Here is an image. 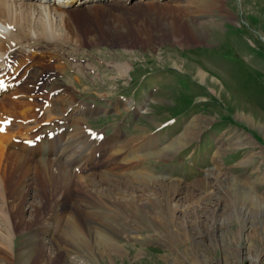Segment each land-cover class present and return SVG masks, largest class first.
I'll list each match as a JSON object with an SVG mask.
<instances>
[{
    "label": "rangeland",
    "instance_id": "1",
    "mask_svg": "<svg viewBox=\"0 0 264 264\" xmlns=\"http://www.w3.org/2000/svg\"><path fill=\"white\" fill-rule=\"evenodd\" d=\"M146 1L151 0H144ZM218 1L222 2L227 15L215 13L211 17L197 16L205 30V34L199 36L197 42L184 40L177 42L161 35L151 44H147L134 32L129 36L128 28L118 21L120 16L118 17L116 13L111 20L104 22L106 24L104 26L118 28L123 35L116 38L121 40L104 37L106 34L104 30H100L94 22L86 19V22L75 23L81 33L84 28L88 29L86 32L83 30L85 32L82 33L83 42L77 43L67 35L59 16L55 17L53 23L57 26L58 33H56L61 36L59 40H55L60 43L64 41L74 47L54 45L55 41L47 42L42 37H38L39 42L30 44L31 49L35 52L40 50L41 53V55L34 53L31 58L42 59L43 72L46 69V73L37 72L35 76L30 75L32 78L27 77V81H33L32 84L39 97L36 102V112L18 118L0 108V113L5 111L6 114H2L17 117L16 120L19 122L11 120L12 127H7L4 131L0 130L1 176H4L5 157L2 147H5L6 151L7 149L15 150L16 143H25L34 138V136L29 137V132L45 134L57 128L54 123H60L57 122L60 119L68 123V129L71 131L69 136L81 143L79 147L82 151L79 152V148L75 150L71 148L68 151L70 161L66 162L67 166L70 165L68 167L75 177H84L89 173L93 174L92 172L98 173L108 166L98 163L95 166L92 163L94 156L99 160L100 153L109 147L98 142L97 139L90 140L82 132L84 129L86 131V128L105 134V137L110 139V143L118 147L114 151L122 149L118 155L123 159L128 155L121 153H127V151L129 153L145 138H151L152 144L157 149L164 150L192 129L193 140L178 151L170 152L169 155L142 157L143 165L154 177L178 181L192 188L199 181L206 180L209 173L233 176L232 178L244 184L252 185L255 194L264 199V0ZM72 8L74 7H67L68 10ZM36 18L35 21L40 20V16L37 15ZM131 28L138 29L136 25ZM17 51L14 52V58L18 66L25 65L26 61L30 62L31 58L25 60V56H20ZM8 54L3 56L6 57ZM12 61L11 67L17 68L13 58ZM23 71L24 67L21 72ZM198 72L206 76L199 77ZM44 74L45 76H41ZM59 84L68 87L61 86L62 88L59 89L56 86ZM120 95L136 97V106L142 105L143 108L136 109L133 113L128 111V107L120 108L121 110L111 115L108 110L102 109L105 108L106 103H110L109 100L115 101L118 106L125 105L117 103ZM42 99H47L54 104L53 113L49 116L46 112L49 113L47 110L51 106L45 108ZM87 102L97 106L86 109L90 106ZM86 110H89L90 115L86 117L85 122L82 118H85ZM23 113L20 112V114ZM80 113L83 114L82 118L79 116ZM2 114H0V121H7L2 118ZM125 116H130L132 121L128 134L115 128V122ZM37 118L39 122H33ZM76 120H81L82 124L79 126L83 127L75 133ZM184 120L187 126L182 127ZM248 120H251V123ZM171 123L173 124L169 125ZM0 128L3 129L2 125ZM108 128H110L109 132ZM88 143L91 145L86 146L89 145ZM127 159L130 160L132 157ZM74 160L78 162L74 164ZM88 162L91 163L85 167L78 165ZM115 162L117 161H113L112 164ZM120 164L122 163L118 165ZM143 165L133 164L127 167V170L128 172L137 171ZM112 167H116L121 173H126L118 166L112 165ZM99 177H96L98 184L95 179L91 181V184L100 187L108 185L107 188H114L115 176H109L110 178L105 181ZM83 181L85 182L84 179ZM72 189L73 197L63 198L61 195L56 200L57 196H55L48 202V206L44 204L43 213L32 220L35 225L30 220L32 216H35L34 213L32 214L34 210L32 204L45 201L41 195L33 191V187L31 196L28 197L24 206L25 219L30 220L29 222L20 223L19 219H12L15 210L9 207L13 204L9 206L6 201H3L4 198L0 197V232L10 231L11 233H6L12 234L10 243L13 253L7 255L12 260V264H189L187 257L182 258L177 250H171L165 243L148 237V230L141 227V220L138 218L137 222L134 221L135 214L132 219L127 217V219L115 221H119L118 223L103 221L104 226L100 224L108 236H111L112 232L115 233L114 241L119 245L122 253L112 252L111 258L104 255L102 250L107 248L101 239L103 240L105 236L99 233V224L96 222L98 219L94 215L88 217L89 223L93 224H90L92 227L86 230V234L89 233L88 239L91 238L86 241L77 237L73 238L74 241L68 239V241L71 240L70 245L65 244L64 251L57 252L52 242L57 235L52 226L51 209L62 202L65 204V210L72 209L80 197V191L74 187ZM0 190H2L1 187ZM211 190L215 194L217 188H211ZM75 197H78V200ZM84 210L89 215H92L91 212L97 213L93 208L86 207ZM106 210L109 215H116L114 210L110 211L107 208ZM67 220L68 218L65 221ZM251 222L256 223L253 220ZM230 223L224 235L221 232L224 228L211 233L202 227V234L198 236L204 238L205 242L197 246L196 261L199 264H203L205 259L208 260L205 264H255L256 261L258 262L256 264H264V240L262 239L264 236L257 237L249 233V237L244 236L240 239L236 237L239 224L234 220ZM112 227L118 228L115 230ZM132 228L134 230L139 228V231L145 235H138L137 231H132ZM50 229L54 230L53 234L48 232ZM33 236L42 240L49 248L47 253L40 257L42 259L40 263L36 262L39 257L37 253L20 250L26 238L31 239ZM95 236L98 238H94ZM82 241L87 244H81ZM0 264L11 263L1 258Z\"/></svg>",
    "mask_w": 264,
    "mask_h": 264
},
{
    "label": "bare ground",
    "instance_id": "2",
    "mask_svg": "<svg viewBox=\"0 0 264 264\" xmlns=\"http://www.w3.org/2000/svg\"><path fill=\"white\" fill-rule=\"evenodd\" d=\"M33 1L37 3H33ZM132 1L135 2L131 3ZM67 7L74 8L68 10ZM116 13L118 17L120 16L118 21L123 23L125 28H128V35L131 36L134 32L147 44H151L156 37H161V35L177 42H180V40L197 42L199 36L205 34L204 25L197 19V16L211 17L215 13L222 16L227 15L224 12L222 2L218 0H151L146 2L144 0H0V76L4 80H8L9 83L18 82L20 84L8 95H3L0 108L18 118L22 115L32 114L35 107H37L36 102L39 98L36 88L32 84L33 81H27V77L32 78L31 74L35 76L37 72H43V60H36V58L29 56L27 60L31 58L30 62L26 61L25 65L23 64L24 71L21 72L22 65L20 64L16 68L17 71L12 70L13 74L11 75L6 72L9 65L8 56L5 57L4 54H11V50L16 48L18 49L17 54L22 56L25 54V50L31 49V43L39 42L38 37H42L47 42L55 41L53 42L54 45L74 47L64 43V41L63 44L58 41L61 36L57 35V26H54L53 23L54 18L57 16L62 22L61 25L65 26L67 35L71 36L72 40L77 43L83 42L82 33L84 34L88 29L84 28L85 32L82 30L81 33L80 28L78 29L75 23H81L86 19L94 22L96 26L100 27V30H104L106 33L104 37L109 36L111 39L121 37L123 34L118 28H107L104 24V22L107 23L111 20ZM37 15L40 16L39 21H35ZM135 25L138 28L137 30L131 28ZM116 39L121 40L120 38ZM54 54H56L55 51ZM43 73H46V69ZM198 73L199 77H203L202 72ZM56 86L60 89L61 86L65 85L59 84ZM53 105V102H51L52 113ZM20 112L24 113L20 114ZM49 113L46 112L48 116L51 115V112ZM4 114H2V118L6 117ZM35 116L33 117L35 118ZM248 121L251 123V120ZM81 124V120H76L74 123L75 133L83 127L79 126ZM12 126L13 124L10 125V127ZM0 130L2 129L0 128ZM62 132L64 133L53 137L51 141L44 138L37 149L31 150L23 142L16 143L15 150L7 149L6 151L5 147H2L5 155L3 160L4 176H1L2 173L0 174V187L2 189L0 190V197L4 198L3 201H6L8 205L13 204L9 205L11 210L12 208L15 210L12 219H19L20 223L35 220L38 214L43 213L44 204L48 206V202L55 196H57L56 200L61 195L63 198H71L74 196L73 187L80 191L79 200L78 197H75L78 201L75 205L72 204L74 206L72 209L67 208L65 210L63 202L58 203L57 206L51 209L54 213V215L52 213V226L55 229L53 231L57 235L56 238L54 236L52 242L56 246L54 249L57 252L64 251V245H70L69 241L74 237L85 241L88 239L89 233L86 234V230L92 227L90 224H93L89 223L88 217L93 215L98 219L96 222L99 224V233H103V236H105L103 240L101 239V242L105 244L107 250H102V252L109 258H111L112 252H122L119 245L114 241L115 233L112 232L111 236H108V233L102 230L100 224L104 226L103 221L115 222L127 219V217L132 219L134 214V221L137 222L138 218L141 220V227L148 230V233L146 232L148 237L156 238L159 242L165 243L171 250H177L181 253L182 258L183 256L187 257L189 264H199L195 259V255H197L199 243L205 242L204 238L198 236L202 234V227H205L211 233L224 228L221 231L224 235L230 227L231 220H234L239 224L238 236L236 235V237L240 239L244 236L249 237V233L257 235V237L264 236V199L255 194L252 185L244 184L232 178L233 176L209 173L206 180L199 181L191 188L182 185L178 181L154 177L144 165L137 171L128 172L127 167L133 164L139 165L140 159L144 156L169 155L170 152L174 153L181 149L193 140L192 129H189L184 136L178 138L176 142L170 144L164 150H151L152 142L148 139L141 145V154L136 155L137 153H134L130 160L127 159V156L124 159L119 157L122 149L112 153L109 152L107 159L113 161V158L117 156L114 158V161L117 162L112 164V161H110L111 164H107L108 166L104 167L105 170L102 169L98 173L92 172L93 174L89 173L84 177L73 176L71 169L68 167L70 165L67 166L66 162L68 161L61 159L66 153H69L68 151L71 148L74 149L77 146L80 149L79 145L81 144L78 140L69 138L70 136L67 137L69 135L67 129ZM149 150H151L150 153L146 154V151ZM77 162V160H74L73 163L76 164ZM119 163L122 164L118 165ZM112 165L118 166L121 171H126V173L119 172ZM97 176H100L99 178L102 181L110 178L109 176H115L114 188L109 189L107 188L108 185L97 186ZM93 179L96 181L95 185L91 184ZM84 183L86 184L84 185ZM32 187L33 191L41 195L45 202H34L32 204L34 206L32 214L34 213L35 216H32L30 220H26V208L24 206L28 201V197L31 196ZM215 187L217 190L213 194L211 188L214 189ZM85 206L93 208L97 213L91 212L92 215H89L84 210L86 209ZM106 208L110 211L114 210L116 215H109ZM67 218L68 220L65 221ZM252 220L256 223H252ZM33 225L35 224L33 223ZM13 227H15V224H13ZM112 229L115 228L112 227ZM120 229L122 230L121 227ZM53 231L48 230L50 234H53ZM132 231H137L138 235H145L139 231V228L135 230L132 228ZM6 232H0V259L10 261L12 264V260L7 257L8 254L13 253L12 244L10 243L12 234H8L10 231ZM94 238L98 237L95 236ZM68 239L71 240L68 241ZM262 239L264 240V238ZM84 242L82 241L81 244ZM85 247L87 248V246ZM99 247L101 248V246ZM20 250L37 253L39 257L36 262L40 263L42 260L40 257H43L49 248L42 240L33 236L31 239L26 238ZM183 261L185 262V259ZM202 263H208V260L205 259ZM256 263L258 262L256 261Z\"/></svg>",
    "mask_w": 264,
    "mask_h": 264
},
{
    "label": "crops",
    "instance_id": "3",
    "mask_svg": "<svg viewBox=\"0 0 264 264\" xmlns=\"http://www.w3.org/2000/svg\"><path fill=\"white\" fill-rule=\"evenodd\" d=\"M182 127H185V126H187V123H184L183 125H181Z\"/></svg>",
    "mask_w": 264,
    "mask_h": 264
}]
</instances>
